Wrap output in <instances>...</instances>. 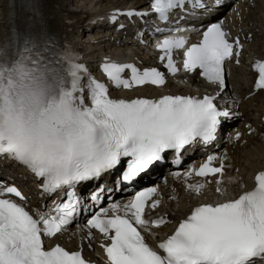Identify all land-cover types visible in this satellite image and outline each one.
Masks as SVG:
<instances>
[{"label":"snow or ice","instance_id":"6c2138e0","mask_svg":"<svg viewBox=\"0 0 264 264\" xmlns=\"http://www.w3.org/2000/svg\"><path fill=\"white\" fill-rule=\"evenodd\" d=\"M183 4L184 0H151L150 7L166 21ZM193 6L206 7L202 0H193ZM186 43L182 36H169L156 45L172 73L177 71L173 50L185 49ZM240 46L239 40L229 42L219 23L211 24L198 44L185 49L183 68L200 69L202 76L223 89L225 61L238 56L234 48ZM255 67L256 88L264 89V62ZM126 70L130 78L124 77ZM102 71L116 88L159 87L166 82L156 68L140 71L133 64L105 62ZM214 101L208 95L113 98L109 87L93 78L67 46L48 60L30 36H10L0 44V156L42 178L44 193L59 190L66 200L56 205L54 215H33L11 198L26 200L17 187L0 183V264H90L80 251L45 245V237L62 232L77 214V186L110 173L123 158L130 159L121 179L134 182L162 162L169 150L179 155L198 140L214 141L222 118L230 116ZM216 159L208 156L194 174H222L223 164L212 166ZM204 186L188 188L199 194ZM216 191L224 194L219 187ZM156 192V187L147 188L128 203H112L88 219V226L110 241L104 246L108 264H264V171L255 176V187L238 197L195 206L171 235L153 247L140 229L167 223L164 217L145 219L146 209L160 204L153 199Z\"/></svg>","mask_w":264,"mask_h":264},{"label":"bare ground","instance_id":"6f19581e","mask_svg":"<svg viewBox=\"0 0 264 264\" xmlns=\"http://www.w3.org/2000/svg\"><path fill=\"white\" fill-rule=\"evenodd\" d=\"M39 1L40 0H0V44H3L10 38V36H13L14 34L22 35L24 33V28L21 27L18 17L21 14L27 15L28 11L31 9L35 11V14H37L36 7ZM43 1L47 2L50 6V10L48 13L50 20L48 21V24L51 27V30L53 31V38L61 47L63 41H70L75 37L77 33H81V31L83 33V31L86 30L84 28L80 30L78 25L81 23V20L84 18L85 15H90L93 13H76L75 11H73L72 7L78 9L79 5H84L85 3L91 4L93 3V1L97 0H84L85 2H80V0ZM127 1L129 2V0ZM102 3L103 5H101ZM254 3L257 6V10L261 11V14L258 15L257 12L250 15L241 3V1L235 6V8H239L238 14L240 15V19L248 18L249 21L254 22L255 25L256 23H259V25L263 27L262 31H260L258 26H254L250 30L246 31L242 29V33L245 38L249 34H252L253 40H255L250 45L251 49L248 52V54H251L250 52L253 51V53L255 54L254 56H252L251 63H249L248 65L251 69H253V67L257 64L258 61L264 60V0H255ZM98 4L102 6V8H99L100 13H106L101 10L111 5H120L119 0H102L101 2H98ZM211 5L215 4L208 5L206 7V10H208ZM129 6L134 11H142L143 9H146L147 3L146 0H131V4ZM92 9L93 8H91V10ZM236 14L237 12L234 14V17ZM201 21L203 23H206L208 20L202 19ZM40 23L41 19H35L27 22V27L30 28L34 26L37 27V30H39V27H41ZM137 23L140 29L143 28V24L141 25L139 21ZM8 29L9 32L7 31ZM95 29L96 27L92 28L89 33H92V39L100 40V36L98 35V33L93 34V31ZM259 37L262 38L258 39ZM141 39L146 40V37L142 35L141 38L138 39V41L133 45L119 43L115 44V46L119 49L133 48L136 52H139L138 55H134L133 57H131V59L129 60V62L131 63L141 64L143 61H148V63L156 62L157 55H155L153 48L143 47L140 43ZM101 43H105L106 46L110 44L109 42V44H107L106 41L94 43L96 45L88 44L86 49L92 52L88 53L87 55H100L102 51V49H100L102 47V45H100ZM81 46V43L75 45V49L79 53H81V51H84L83 49H81ZM95 50H99V54H97ZM250 75V85L247 83L248 81H243L242 78H239L238 76H234V81H230L229 87H227V85L225 84L226 89L229 92V95H227L226 100V102L228 103L226 104V110H230V116L227 119H222V129L219 132V137L216 139V144L218 145L219 149L212 151L210 154L211 156L217 157L214 162L218 167L223 164V174L218 178H211L205 181H198V184H204L205 186L199 194L194 193V201H190L188 200V198L181 199L179 195L175 193L174 200H170V207L165 208L163 210H156L154 217H156V214H161V217L167 219L168 222L162 227L151 228V230H145L142 228V233L145 236L146 241L151 246L156 247V245L161 240L171 235L175 230V227L178 225L179 221L190 215L191 210L195 206H198L203 203L216 202L219 200L238 197L241 192L251 190L255 183V176L259 172L264 171V144L261 142V138L264 137V127L259 129L258 127H256V123H258L259 121H251V119L247 115L248 108L246 105L242 104L241 108L243 109H241V111L243 113H237L238 111H236L238 110L236 109L238 105V99L240 97L244 98L246 93L254 92L253 86L255 85L256 76L254 72H250ZM190 80L197 82L199 81V79L194 76L191 77ZM244 85H247L248 87V91L246 92L244 91ZM167 86H169V84ZM143 90L145 89H140L135 92L127 93L126 95H122L123 97L118 92H112L111 96L113 98L134 99L135 94H137L138 92H142L141 95L143 96ZM215 90L217 92L218 89ZM223 90L224 88L220 89V91ZM154 91L159 90L154 89ZM175 91L179 92L182 96H195L184 89L175 88ZM171 94L172 93H168V95ZM205 95L206 94H204V96ZM147 97H156V95H149ZM229 97L231 99H228ZM251 101H255L257 103V108L264 110V90L256 92L255 97L249 100V102ZM231 105L233 107L232 109H229L228 107ZM231 115L233 117H231ZM237 115H243L242 121L237 125H232L236 120L239 119V117H236ZM259 125L260 122L258 126ZM229 126L232 127L229 128ZM237 134H239L238 139H236ZM240 143L244 144V148L238 146V144ZM211 148L213 149V145L211 146ZM192 150L193 148H188L184 155L188 156V152ZM241 152L244 153L245 158L241 157ZM206 159L207 158L205 155H200L199 158H196L194 160V163L203 162ZM13 167L19 169L26 168L25 166L15 161H13ZM114 175L115 173L111 172L105 178L107 181L108 190H113L110 180ZM238 177L242 178L241 186L240 184H238ZM217 181H220V183L218 184ZM217 187L221 188L222 192L224 193L223 195L216 191ZM124 202L125 199L119 200V204L121 205H123ZM78 228H80V221L74 226V228H68L65 231V233L67 234V241L64 246L72 248L74 251H80L83 257L91 263L102 262L100 257L97 256V252L100 251V245H102L104 241H102L101 238L95 239L93 242L89 240L91 241L89 245L82 246L83 243L81 242V236L76 234V230ZM89 246H91V249H89Z\"/></svg>","mask_w":264,"mask_h":264},{"label":"rangeland","instance_id":"374dc122","mask_svg":"<svg viewBox=\"0 0 264 264\" xmlns=\"http://www.w3.org/2000/svg\"><path fill=\"white\" fill-rule=\"evenodd\" d=\"M120 1H121V3H125L126 2V0H119V2ZM80 2H85V1L84 0H80ZM86 4H88V9L93 8V4L94 3H91V4L85 3L84 5H79V6L85 7ZM94 8L97 9L98 8V5H96ZM253 10H254V8H253ZM257 24L259 25V23H257ZM258 27H260L261 29H263V27L261 25L258 26ZM261 38L262 37H259L258 39H261ZM243 68H240L239 70H234L232 73H230V77L232 78L233 76H236V77L238 76L239 78H242L243 81H246L247 82L249 80V75L247 74V71L244 70ZM248 96H249V94L247 95V97ZM250 96L252 97L253 95H250ZM242 103H244L243 105H246L248 107V114H247L248 117H250L251 119L255 118L256 113L254 114L250 109L253 108V107H255L254 105H256V102L255 101L249 102L248 99H245V100H241V102L239 103V105H241ZM263 140H262V142H264ZM239 183H240V180H239Z\"/></svg>","mask_w":264,"mask_h":264}]
</instances>
